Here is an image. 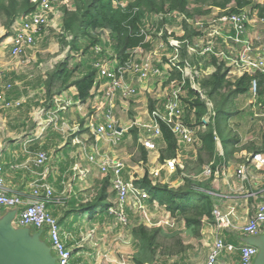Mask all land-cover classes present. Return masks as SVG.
<instances>
[{"label": "crops", "instance_id": "crops-1", "mask_svg": "<svg viewBox=\"0 0 264 264\" xmlns=\"http://www.w3.org/2000/svg\"><path fill=\"white\" fill-rule=\"evenodd\" d=\"M61 13L60 11L59 15L51 20L49 27L38 36L35 45L27 51L25 56L20 58L10 57L12 32L10 31L8 34L0 23V94L4 99V105L0 104V161L3 165L5 187L10 194H21L27 197L31 193L32 184L36 181L45 183L53 189L55 204H51L47 208L59 225L63 243L71 251L70 263L100 264L101 261L107 262L105 255L101 254V249L97 248L98 242L103 239L104 215L96 210L81 216L77 213V208L80 204L91 202L103 186L106 188L109 203L114 202V195L111 192L109 177L103 176L95 165L90 164L87 156L91 152V146L96 144L102 155L117 158L125 163L126 168L122 174L125 181L143 177L144 170L147 168L143 169L140 164L139 151L142 147L139 144V137L143 132L140 125L149 122L148 100L153 102L162 100V92H159L160 79L156 77L149 81L136 82L138 95L135 98L128 101L116 100L114 119L117 127L124 130L123 138L117 145H112L106 138L97 141L92 128L88 127V122L95 125L105 122L106 112L101 107V103L95 102L92 96L82 103L77 99L74 87L62 90L60 93H53V96L48 98L45 84L48 75L55 70L56 66L64 61H67L68 66H77L75 60L65 54L67 44L64 45L63 52L48 60L47 63L38 56V54L46 52H50L52 55L55 53L51 46L55 48L58 43L50 39V34L54 32V35H58L57 30L62 27ZM256 22L259 20L255 17L252 18L247 27L246 39L258 47L264 44V31L253 29ZM179 24L177 23L168 30L177 28L181 31ZM220 26L222 25L217 23L213 27ZM222 33L231 35L233 31L226 27ZM222 33L215 41V49L226 51L227 48L233 47L239 52L240 46L224 41ZM199 40L200 38H197L194 41L198 42ZM190 57L191 65H195V59L200 56L192 55ZM218 61H220L219 58ZM80 64H78V69L83 68ZM199 64L202 65V61ZM166 65L164 61H162V65H158L162 69V74L165 72L163 67ZM206 70L212 73L214 68L208 67ZM85 71L83 70V73ZM208 71L207 74H210ZM81 74L75 72V75ZM54 98L69 100L71 105L60 108L53 107ZM7 104L9 106H6ZM5 106L6 108H3ZM235 107L240 111L238 115L240 119L237 123L239 131H236L240 137L238 148L243 146L255 149L261 147L264 142V110L259 109L258 100L250 95L238 96L235 100ZM50 119H54L55 124L48 125ZM33 127H36L35 134L26 135L28 129ZM48 130H54L61 135L58 133L56 136L49 134L50 131L46 133ZM130 139L136 144V152H139V157L133 165L127 164L131 155L121 148V145ZM55 144L59 145L58 151L54 150ZM217 148L221 154V145H218ZM187 149L189 148L183 146L181 161L184 168L187 164V166H192L196 156V149L190 148L193 152L188 157V153H185ZM37 151H43L48 156V163L43 168H37L33 164V153ZM232 151H234V147H232ZM146 155L148 161L150 155L153 156L152 160L158 158L156 154L146 152ZM248 155L250 154L246 150H240L232 156L230 154V159H226L224 162V174L216 181L211 182L212 193L220 197H214V204L218 205L222 213L232 212L234 214L233 223L238 228L247 223L254 214L257 205L264 199V168L251 166L248 170V180L243 184L236 176L237 167L243 164ZM78 171L83 172L79 175ZM175 175L167 178L170 181L168 185L173 188L183 185V181H180ZM173 183H175L174 186H172ZM153 210L150 208V213ZM10 212H15L11 225H17L20 209L0 208V214L5 215ZM127 213L130 216L127 226L131 228L135 224L138 225L137 220L133 218V211L127 209ZM108 218L106 216L104 220L108 221ZM117 224L115 220L105 231L113 233ZM129 228L126 232V239L121 240L122 246L119 252L123 254L135 252ZM181 228L184 229V226L181 225L179 229ZM36 233H40V240L50 247V251L55 257L47 237V231L35 230L34 234ZM213 233V223L207 220L202 221L199 238L190 237V242H183L189 246L188 250L184 251L182 255L174 256L170 263L203 264L207 260L213 244ZM223 238L228 243L240 245L243 237L238 233L223 232ZM121 262L118 261L117 264ZM124 263L126 264V262ZM218 264H239V253L220 258Z\"/></svg>", "mask_w": 264, "mask_h": 264}, {"label": "built area", "instance_id": "built-area-1", "mask_svg": "<svg viewBox=\"0 0 264 264\" xmlns=\"http://www.w3.org/2000/svg\"><path fill=\"white\" fill-rule=\"evenodd\" d=\"M133 0H116V4L123 8ZM32 4H36L35 11L23 14L17 17L11 25L10 31L12 32V43L9 49L11 58H20L25 56L27 51L31 49L38 38L49 27L51 20L59 15L60 7L66 8L68 11H74L75 7L72 0H30ZM254 16L249 12H242L238 15L219 17L207 23H197L202 36L200 37L201 43L199 45L194 44L189 46L188 50L196 46H199L197 53L194 55L204 56L211 54L215 58H219L221 62L227 68V75L232 74L234 77H240L244 73H264V44L260 47H254L247 39V27L251 23ZM214 23H220L222 26L217 27L219 33L216 32V28H213ZM229 28L233 31L231 35H224L223 29ZM204 29V30H203ZM58 35L64 36L68 42L65 54L70 57L77 58L75 62L78 64L85 63L91 66L95 71V81L91 90V96L94 101L101 103V107L104 108L105 122L103 124L95 125L88 122V127L92 128V132L100 141L104 138L108 139L112 145H117L124 135V130L120 129L116 125L114 119V109L116 100H125L135 98L138 95V88L135 85L136 82L149 81L156 77H161L162 69L159 67L161 62L157 63L156 60L160 58L162 60V42L155 44L156 52L144 53L140 56H133L129 52H136L139 49H135L127 52L128 58L123 63H119L116 54L112 51L113 42L110 39L108 32H103L99 35L100 43L89 49L92 54L89 59V63L84 61L83 50L75 52L70 46V42L73 37L68 36L62 29L57 30ZM223 34V40L231 42L233 45H239L240 51L237 52L233 47L227 48L226 51H217L215 49V41ZM158 36L161 37L159 33ZM146 37H149L147 35ZM150 38V37H149ZM146 42V38H145ZM150 45H153V41L150 38ZM168 42L170 47L178 48L180 43ZM196 51V50H195ZM75 52L77 55H74ZM160 52L161 54H158ZM70 53V54H68ZM171 55V54H170ZM168 55L165 57L167 58ZM173 58L178 59V51L175 49ZM167 60V66L175 68L181 73V81H168V89L165 91V95L162 97L166 100L163 112L159 109H155L152 113H148L149 122L147 124H141L140 129L143 131L139 137V144L148 153L156 154L158 156L155 160L147 159L146 162L140 160V164L143 169L149 166V164L157 163V168H150L148 171L149 179L152 184H170L167 179L173 174L177 173L178 167L184 171V165L181 161L183 146L187 148H195L198 143L196 137V131L204 130L205 126H198L196 130L183 122V109L180 106V95L184 83L187 81L191 87L197 91L204 99L198 88V80L204 75H208L207 71L203 72L197 69L195 65H186L184 67L177 66L176 63ZM80 64V65H81ZM159 65V66H158ZM72 66H69L71 68ZM170 69V70H171ZM169 70V71H170ZM190 71V73H187ZM252 93L255 97L256 84L252 82ZM91 98V97H90ZM0 104L4 105L3 95L0 94ZM53 107H68L71 105L69 100L54 98ZM207 110L211 113L212 105L206 104ZM6 106H9L7 104ZM3 107V108H6ZM158 120L164 121L176 139L177 150L176 159H165L162 162L159 161V151L157 147V141L161 138V132L158 125ZM203 124L208 123L203 118ZM54 119L48 120V125L52 124ZM217 146H220L219 138L216 136ZM90 154L87 156V160L90 164L95 165L103 176L109 177V183L111 192L114 194V202L109 208L108 212L115 216V220L119 226L127 227L128 219L126 216V210L131 209L133 213H137L139 216L140 224L146 227L156 226L155 222L149 218L150 210L148 209L146 201L149 200L148 193L141 188H138L134 184V180L125 181L123 179V171L126 168L125 163L117 158H111L107 155H102L96 144L91 146ZM33 164L37 168H43L48 163V156L43 151H37L33 153ZM220 156H223L221 151ZM141 159V158H140ZM224 159V158H223ZM212 165L210 163L203 166L199 175L192 177L194 180L207 181L211 177L216 181L224 174L225 166L224 162L217 168L216 172L212 174ZM264 168V152L254 153L248 155L243 164L237 167L236 176L241 184L248 180V170L250 167ZM148 169V168H147ZM83 171H78L79 175ZM86 173V172H85ZM164 173V175H162ZM145 174V170H144ZM181 175H184L182 173ZM189 177V176H188ZM184 177V178H188ZM212 180V181H213ZM214 197H219L212 193ZM220 198V197H219ZM55 201L53 189L45 183L34 182L31 187V193L25 197L21 194H10L5 187L3 178V165L0 161V208L6 209H20L16 224L19 227H32L36 231H47V237L50 242L51 248L55 254L57 264H71V251H69L60 237V228L55 218L49 213L47 205ZM153 202V209L154 204ZM164 207H162V211ZM154 211V210H153ZM167 216L166 220L162 222V225L172 229L175 227V218H172L168 213L164 212ZM212 216L214 220L213 228V244L208 254L207 260L203 264H218L220 258L231 255L236 252L239 253V264H253V261L257 255V249L249 245H234L228 243L223 238V232L238 233L242 237H254L262 234L264 229V199L257 205L254 214L251 218L241 227H237L234 223V214L229 212L228 214L222 213L218 205L213 206ZM119 264H125L121 262Z\"/></svg>", "mask_w": 264, "mask_h": 264}, {"label": "trees", "instance_id": "trees-1", "mask_svg": "<svg viewBox=\"0 0 264 264\" xmlns=\"http://www.w3.org/2000/svg\"><path fill=\"white\" fill-rule=\"evenodd\" d=\"M200 3L201 6H207L208 10H216L217 18L238 15L245 11L264 21V0L261 3L259 0H133L123 8L116 4V0H74V11L64 9L62 12L61 29L62 32L73 37L69 43L72 50L78 52L85 47L83 55L87 57L92 54L89 49L100 43L99 35L108 32L113 42L112 51L116 54L118 62L123 63L128 58L127 52L135 49H150V43L145 42L149 29H146L144 20L152 22L153 17L159 16L161 21L157 22L158 27L152 25L156 27V32L162 30V45L164 46L162 57L166 58V55H173L176 49L178 51L176 65L182 68L186 63L189 66L192 64V61L191 64L187 62L188 59L191 60L188 55V47L196 44L197 41L194 40L203 35L199 26L196 25V18L207 16L210 13L208 10L197 7L196 4ZM35 9L36 4H32L30 0H0L1 26L9 34L11 25L17 17L31 13ZM177 23H180L183 36L177 39L172 38L180 43L178 48H174L170 47L168 43L171 38L168 35V28ZM79 37L85 39V43L82 45L77 44ZM62 38V43L68 45L64 36ZM201 61L202 65L199 64ZM194 64L202 72L208 67H213L214 70L198 80V88L204 99L187 81L184 83L180 95L184 124L194 130L198 126H205L204 130L196 131L198 143L194 148L196 149V156L191 169H194L195 173L192 176L199 175L203 166L210 163H213L212 174H214L222 161L225 162L223 159L224 149L227 148L228 144L231 145L229 156L240 150H246L248 154L264 152V142L261 147L256 149L249 146H243L239 149L240 137L236 130L230 128L228 132H231L232 137L226 138L224 137L226 134L217 129V122L220 118L227 124L230 117L240 114L238 108L235 107V100L238 96L253 95L252 82L256 84L255 99L258 100L259 109L264 110V73H244L240 77H228L224 62L218 64V59L211 54L200 56L195 59ZM78 67L77 65L69 68L67 61L56 66L55 70L48 75L45 84L48 98H51L53 93H60L62 90L74 87L78 100L83 103L90 99L95 81V71L91 66L83 63L82 67L86 71L81 75H75V72L78 74ZM168 81L180 82L181 73L172 67L168 72ZM165 103L164 98L158 102L148 100V113H152L155 109L163 112ZM209 103L212 105L211 113L207 110L206 104ZM208 115L209 121L204 125L202 120ZM158 125L161 132V138L157 141L159 161L176 159V139L164 121L158 120ZM216 136L219 138L223 156L219 154ZM232 147H234V151H232ZM140 158L144 162L147 161L146 152L142 148L140 149ZM229 159L230 157L227 158V160ZM187 165L184 169L188 173L190 169ZM182 173L178 167L177 174L181 175ZM191 178H183V185L177 188L160 183L154 185L149 179L148 171L145 170L143 177L134 181L138 188L144 189L148 193L149 200L146 205L149 210L150 208L153 210V202L159 203L164 207L163 211L176 220L175 227L168 228L164 232L162 229L148 228L143 224H135L131 228L127 226L134 241L133 262L135 264L155 263L158 252L162 257L167 258L182 255L185 247L180 235L176 233L181 225L193 238L198 239L202 221L207 220L214 224L212 216L214 196L211 188L213 177L202 182ZM107 199L106 188L103 186L91 202L78 205L77 213L82 216L99 210V213L104 215V223L106 216L109 217L108 220L114 223L115 216L108 212L112 204ZM54 202L48 204L47 207L55 204ZM126 216L130 221L127 210ZM104 223H102V227ZM161 239L162 244L160 243Z\"/></svg>", "mask_w": 264, "mask_h": 264}, {"label": "rangeland", "instance_id": "rangeland-1", "mask_svg": "<svg viewBox=\"0 0 264 264\" xmlns=\"http://www.w3.org/2000/svg\"><path fill=\"white\" fill-rule=\"evenodd\" d=\"M263 0H259V2L261 3ZM200 2V1H199ZM197 5V7H201V8H203L204 10H208V8H207V6H205V5H202L201 6V3L200 4H196ZM64 9H66V8H64V7H60V11L61 12H63V10ZM208 11H210V13L207 15V16H204V17H201V18H196V23H207V22H209V21H211L213 18L214 19H218L217 18V11L216 10H208ZM60 15H62V18H63V13H61ZM258 19V18H257ZM153 21L152 22H148L146 19L144 20V24L146 25V29H149V32H148V35H149V37L152 39V41H153V45H149V50H143V49H139V51H136V52H129V53H131L133 56H135V55H137V56H140V55H142V54H144V53H153V52H156V51H154L155 50V48H156V46H154L155 44H159V43H161L162 42V30L161 31H159V32H156V27H158V21H161L160 20V17L159 16H155V17H153V19H152ZM259 20V22H256L255 24H254V30H258V31H264V21H262V20H260V19H258ZM62 21H63V19H62ZM152 24H154L155 26H153ZM217 23H214V25H216ZM213 28H216V32L217 33H219V29L220 28H217V27H213ZM204 30V29H203ZM161 34V37L160 36H158V34ZM182 33H181V31L179 30V29H177V28H173V30H168V35H169V37H171L169 40H168V42L170 41V44L171 43H175L174 41V39H172V38H179V37H182L183 36V34L181 35ZM68 35V34H67ZM50 39H52V40H54L56 43H58L57 44V47H55V48H53L52 46H51V49L53 50V52H55L53 55L50 53V52H46L45 54H38V56H40L41 58H42V60L43 61H46L45 63H47L48 62V60H50L51 58H54V57H56L57 55H59L61 52H63L64 51V49L65 48H63L64 47V44L62 43V37L63 36H61V35H54V32H53V34H50ZM68 36H70V37H72L71 35H68ZM149 37H146V42H148L149 41ZM84 40L85 39H83V38H81V37H79L78 38V40H77V44L79 43V44H83V43H85L84 42ZM200 41H202V40H199L198 42H197V45H199L201 42ZM249 41V40H248ZM54 42V43H55ZM254 47L256 46L252 41H249ZM48 43H52V42H48ZM263 45V44H262ZM258 47H260V45L258 46ZM193 49L191 50V48L188 50V55L189 56H192V55H194L195 53H197V50L199 49V46H196L195 48V50H194V47H192ZM84 49H85V47H84ZM83 49V50H84ZM88 52H89V50H88ZM157 53V52H156ZM68 54H70V53H68ZM73 54L74 55H77L75 52H73ZM158 54H161L160 52H158ZM74 60H76L77 58H75V57H72ZM165 59V60H164ZM172 61V62H175V61H177L178 59L176 58H173V56L172 55H168L167 56V58H163L162 57V60H160V58H158V60H156V62L157 63H159V62H161V65H162V61H164V62H166V61ZM84 61L86 62V63H89V59H88V57H84ZM187 62L189 63V64H191V62H190V60L188 59L187 60ZM219 63H221V61H218V64ZM75 65H77V62H76V64ZM79 66V65H78ZM72 67H74V65H72ZM224 67L226 68V66L224 65ZM164 68V70H165V72L161 75V77H159V79H160V93L162 92V97L165 95V92L164 91H166L167 89H168V84H166L165 85V83L167 82V80H166V78H168V72L167 71H169L170 69H171V66H164L163 67ZM83 70H86L85 68H79V69H77V71L79 72V73H83ZM187 73H190V71H188ZM208 73H210L209 71H208ZM228 77H234V76H232V74H229L228 73ZM199 79H201V78H199ZM161 89H163L164 91H162ZM152 98V97H151ZM149 99V98H148ZM155 99V98H154ZM153 100V99H152ZM207 118H208V121H209V115L208 116H206L204 119H205V121H207ZM240 119V117H238V116H236V115H234V116H232V117H230L229 119H228V122H227V124H226V122H224L223 121V119L222 118H220L219 120H218V122H217V129H219L220 131H222L223 133H225L226 134V136L224 135V137H232L231 136V132H228V130L231 128L232 130L234 129V130H236V131H239L238 130V120ZM210 120H212V119H210ZM227 125H228V127H227ZM29 126H30V124H29ZM50 131V132H49ZM35 132H36V127H33V128H31L30 130L28 129V133L26 134V135H30V134H35ZM49 132V134H54L55 136H56V134L58 133V132H56V131H54V130H48L46 133H48ZM45 134V133H44ZM58 134H60V133H58ZM25 135V136H26ZM61 135V134H60ZM51 138H53V135H51ZM132 140L130 139L129 141H127V143H123L122 145H121V148H123L124 150H125V152H127L128 154H130L131 156H130V158H129V160H128V165L130 164V165H133V164H135L136 163V161H137V159H138V157H139V152H136V144L134 143V142H131ZM55 146V148H54V150L55 151H58V146L59 145H57V144H55L54 145ZM230 144H228V146H227V148L226 149H224V161L229 157V153L231 152V148H230ZM192 152H193V150L192 149H187V151L185 152V153H188V157H190L191 155H192ZM152 155H150L149 156V159L152 161ZM187 161H190V160H187ZM186 161V162H187ZM136 166V165H135ZM159 165H158V160H157V163H154V164H149V167L150 168H157ZM206 166V165H205ZM146 168H148V167H146ZM188 169H190V171L187 173L186 171H183V173H184V175H180V174H177L176 173V175L175 176H177V178L180 180V181H183V178L184 177H188V174H189V178H191V177H194V176H192L194 173H195V170L194 169H191V166H189V168ZM146 170H149V168L148 169H146ZM174 175V174H173ZM192 179V178H191ZM174 184L175 183H173V185L172 186H174ZM146 205V204H145ZM2 215H3V213H1L0 214V218H2ZM134 216H133V218L134 219H136L137 220V222H138V225L140 224V222H139V216H138V214L137 213H135V214H133ZM149 218L152 220V221H154L155 222V225L156 226H151V227H148V228H155V229H162L163 230V232L164 231H166L167 229H168V227H166L165 225H162V222L163 221H165L166 220V218H167V216H166V214L164 213V211H162V206L159 204V203H155L154 204V211L152 212V213H150V215H149ZM108 220V219H107ZM110 224H112V221H110V220H108V221H106L105 220V224H104V226H103V228H104V230L102 231V240L101 241H99L98 242V245H97V248L98 249H101V254L102 255H105V257H106V261L107 262H100V264H117V262L118 261H124V262H126V264H135L134 262H133V257H134V253L133 254H123V253H121V252H119L120 251V247L122 246V243H121V240L122 239H126L125 237H126V232L128 231V228L127 227H122V226H119L118 224H117V228H115L114 230H113V233H110V232H106L105 230H106V228H110ZM9 228L14 232V233H16V234H22V233H25L26 231H28V234H32V233H34V231H35V229L34 228H32V227H19V226H17V225H9ZM130 230V229H129ZM176 233H178L179 235H180V238L183 240V242H185V243H188V242H190V237H192L191 235H190V233L188 232V231H186V230H184L183 228H181V229H177L176 230ZM116 238V239H115ZM114 239H115V241H114ZM132 242H133V248H134V241H133V239H132ZM160 243L162 244V239H161V241H160ZM184 247H185V251L186 250H188V248H189V246L188 245H186V244H184ZM135 249V248H134ZM133 249V250H134ZM135 251V250H134ZM160 251H162V250H160ZM108 255V256H107ZM104 258V257H103ZM156 259V260H155ZM154 260H155V263H151V264H172V263H170V262H172V260L174 259V257H169V258H167V257H162V255H160V253L158 252V254L156 255V258H155ZM54 264H57V262H55Z\"/></svg>", "mask_w": 264, "mask_h": 264}, {"label": "water", "instance_id": "water-1", "mask_svg": "<svg viewBox=\"0 0 264 264\" xmlns=\"http://www.w3.org/2000/svg\"><path fill=\"white\" fill-rule=\"evenodd\" d=\"M15 212L0 218V264H54L55 257L50 247L40 240V233L16 234L10 228ZM242 244L257 249L253 264H264V229L262 234L243 237Z\"/></svg>", "mask_w": 264, "mask_h": 264}]
</instances>
